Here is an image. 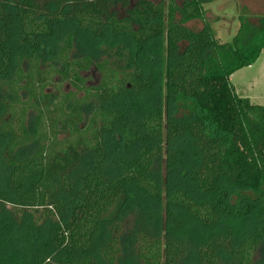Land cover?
Wrapping results in <instances>:
<instances>
[{
	"label": "trees",
	"instance_id": "1",
	"mask_svg": "<svg viewBox=\"0 0 264 264\" xmlns=\"http://www.w3.org/2000/svg\"><path fill=\"white\" fill-rule=\"evenodd\" d=\"M212 1L0 0V264H264V16Z\"/></svg>",
	"mask_w": 264,
	"mask_h": 264
},
{
	"label": "rangeland",
	"instance_id": "2",
	"mask_svg": "<svg viewBox=\"0 0 264 264\" xmlns=\"http://www.w3.org/2000/svg\"><path fill=\"white\" fill-rule=\"evenodd\" d=\"M203 8L205 10V19L211 23V26L215 30L216 37L220 42L231 40L237 33L240 27L239 16L241 14L249 13L257 16H264V0H214L212 2H205ZM189 25L193 29L199 30L203 27L204 21L195 19L191 21ZM84 49L82 47L78 48L77 55L86 54L87 49ZM106 57L120 69L125 65L123 60H118L115 56ZM263 69L264 51L255 64L241 68L231 75V81L239 95L249 97L252 103L262 105H264V80L261 75ZM84 75L87 77L88 85H97L101 80V73L96 69H92ZM251 81L257 83L254 88L247 86ZM239 83L243 84L245 87H241ZM242 88L243 91L241 90ZM238 89L240 91H238ZM179 176L180 175L169 174L163 171L161 176L163 186L172 185L174 182L178 183L180 179L178 178ZM238 198L239 196H236L233 201L237 202L239 200ZM235 223L239 239L250 232L252 223L249 220L237 219Z\"/></svg>",
	"mask_w": 264,
	"mask_h": 264
},
{
	"label": "crops",
	"instance_id": "3",
	"mask_svg": "<svg viewBox=\"0 0 264 264\" xmlns=\"http://www.w3.org/2000/svg\"><path fill=\"white\" fill-rule=\"evenodd\" d=\"M257 62V61H256ZM261 75H262V78H263V80H264V69H263V71L261 72ZM255 84H257L256 82H253V81H251V82H249V84L247 85V86H251V88H254L255 87ZM239 85L241 86V87H245L243 84H241V83H239ZM242 91H243V88L241 89ZM238 91H240L239 89H238ZM241 96V95H240ZM243 97H246V96H243Z\"/></svg>",
	"mask_w": 264,
	"mask_h": 264
}]
</instances>
